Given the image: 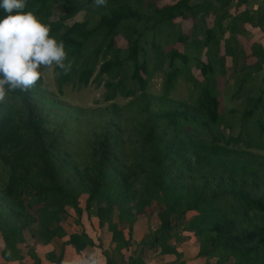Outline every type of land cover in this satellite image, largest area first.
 <instances>
[{"label":"trees","instance_id":"obj_1","mask_svg":"<svg viewBox=\"0 0 264 264\" xmlns=\"http://www.w3.org/2000/svg\"><path fill=\"white\" fill-rule=\"evenodd\" d=\"M62 1L65 13L55 21L49 18L50 0H27L24 9L50 26V34L64 41L74 62L68 75H57L60 70L54 69L58 85H87L97 70L94 80L107 75L104 100L113 99L117 90L131 98L122 106L113 103L92 125L82 157L65 125L68 116L83 118L89 109L62 107L65 116L50 113L42 78L30 92L10 93L0 104L2 254L17 251L31 225L47 231L58 214L72 209L82 222L100 205L121 206L119 222L109 225L112 240L119 244L124 240L123 223L131 231L133 218L128 213L151 215V202L157 200L164 206V218H187L202 251L210 249L218 263L264 264V155L259 153L264 150V46L254 41L246 53L237 39L246 25L264 32V0L254 11L238 10L246 0H107V7H97L96 18L70 25L65 20L86 9L91 0L78 5ZM6 15L0 8V20ZM209 15L219 38L212 28L206 30L204 44L213 49L215 59L202 70L205 76L213 74L215 66L220 73L229 69L236 74L234 96L244 98L236 136L218 127L219 99L211 79L196 82L189 71L192 56L169 48L188 39L181 31L171 37L168 30L175 19L195 23ZM225 32L223 53L218 54ZM119 36L126 48L117 45ZM148 47L155 57L152 66ZM250 57L254 61L248 64ZM226 58L231 66H225ZM165 61L169 69L162 93L153 96L147 84ZM184 71L196 96L174 100L169 95ZM257 72H262L257 94H240L247 77ZM128 78L136 87L126 88ZM129 190L135 192L130 195Z\"/></svg>","mask_w":264,"mask_h":264},{"label":"rangeland","instance_id":"obj_2","mask_svg":"<svg viewBox=\"0 0 264 264\" xmlns=\"http://www.w3.org/2000/svg\"><path fill=\"white\" fill-rule=\"evenodd\" d=\"M74 5H78L81 1L84 0H72ZM172 0H164V3L171 2ZM246 3L238 6V10L248 8L250 11L256 10L262 0H246ZM50 20H58L65 13L62 0H50ZM235 5V3H233ZM96 9L91 0L86 9L76 12L72 17L65 20V24L70 25L75 21H81L85 18H96ZM98 11V10H97ZM92 20V19H91ZM212 28V29H211ZM212 30L215 32L216 36L219 38V31L216 28L215 19L212 15H209L207 19L194 21L191 19L183 20L177 18L173 21L172 28H169L171 37L174 34H178L181 31V34L187 36L188 39L183 44L182 42H174L169 48L174 46L180 51L188 54L191 57L189 63L190 75L193 76L196 82L205 83L206 78L211 79L209 81L211 88L216 92V95L219 99V112L221 114V122L218 127L225 135L236 136L240 130V117L242 115V109L244 105L243 97H235V92L237 93L236 85V74L231 70H227L224 73H220L218 67H214L215 71L213 74L208 73L206 76L203 74L202 66L214 60L213 49L211 47L207 48V44H204L206 40V30ZM246 32L243 35L237 36L238 42L241 43L243 50L246 53H250V46L252 42L259 41L264 46V32L256 27L250 25L245 26ZM228 36V33L225 32L219 39V53H223L224 40ZM170 37V38H171ZM165 38V35L161 36V41ZM149 40L150 37L147 36ZM195 39L201 42V46H197ZM163 42V41H162ZM117 45L121 48H126V41L119 36L117 39ZM148 60L150 66H152L155 60L153 53L150 51V48H147ZM198 56L196 59L195 57ZM225 66H231L232 62L226 58ZM254 61V58L250 57L246 59L248 64H251ZM55 68L44 69L42 71V87L45 88L43 92V97L46 99L45 108L52 114H60L65 116L66 112L64 108H86L89 109L83 118L75 119V115L68 116V123L65 125L67 137L76 142V146L80 152V157L83 156V149L85 147V139L88 138L90 133V128L92 125L97 123V120L103 115L108 114L111 110V105L116 103L120 106L125 105L127 100L131 97L125 98L117 90L114 94L113 99L104 100V96L107 92L103 81L107 79V75H102L101 81L94 80L96 71L94 72L90 82L87 85H77V83H67L59 86L56 77H55ZM169 69L167 61L164 62L163 66L159 70H155L152 74L149 83L147 84V92L153 96H158L162 93L164 73ZM184 71L175 83V87L170 93V97L178 101H188L190 95L193 94V97L196 96L197 90L194 86L192 80H189L185 77ZM262 72H257L248 76L249 79L247 82L242 84V90L239 91L240 94H245L247 91H250L254 94L260 89V78ZM243 73L239 74L241 77ZM251 78V79H250ZM235 80V81H234ZM126 88L136 87L132 79H127L124 84ZM198 89V88H197ZM138 93V92H137ZM8 100V96L5 99V102ZM69 115V114H67ZM69 133V134H68ZM244 146V145H243ZM259 153L264 155V150L259 151ZM135 191L129 190V194L132 195ZM84 201V196L81 198ZM159 202V201H158ZM37 228L33 225L30 226V229ZM31 231H25V235L28 238L24 240H29L30 242L33 238ZM21 244V242H20ZM1 246V245H0Z\"/></svg>","mask_w":264,"mask_h":264},{"label":"crops","instance_id":"obj_3","mask_svg":"<svg viewBox=\"0 0 264 264\" xmlns=\"http://www.w3.org/2000/svg\"><path fill=\"white\" fill-rule=\"evenodd\" d=\"M120 210L119 204L100 205L90 217L83 216L82 222L73 209L58 214L47 231L32 229L33 242L24 240L17 251L9 253L0 250V264H82L90 256L98 264H222L214 253H208L210 249L202 251L187 218H164V206L157 200L151 202V215L128 213L133 218L131 231L123 223L124 240L117 244L109 225L119 222Z\"/></svg>","mask_w":264,"mask_h":264},{"label":"clouds","instance_id":"obj_4","mask_svg":"<svg viewBox=\"0 0 264 264\" xmlns=\"http://www.w3.org/2000/svg\"><path fill=\"white\" fill-rule=\"evenodd\" d=\"M95 7H107V0H93ZM27 0H0L7 13L0 20V104L10 93H28L41 80L44 69L57 68L64 75L72 71L63 40L50 34V26L32 12H25ZM82 264H98L94 256Z\"/></svg>","mask_w":264,"mask_h":264}]
</instances>
